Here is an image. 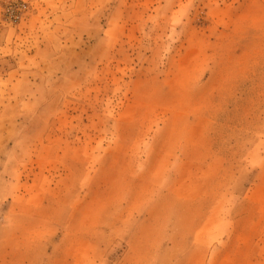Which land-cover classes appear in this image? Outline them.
Returning a JSON list of instances; mask_svg holds the SVG:
<instances>
[{
	"label": "rangeland",
	"instance_id": "rangeland-1",
	"mask_svg": "<svg viewBox=\"0 0 264 264\" xmlns=\"http://www.w3.org/2000/svg\"><path fill=\"white\" fill-rule=\"evenodd\" d=\"M13 1L0 264H264V0Z\"/></svg>",
	"mask_w": 264,
	"mask_h": 264
},
{
	"label": "built area",
	"instance_id": "built-area-1",
	"mask_svg": "<svg viewBox=\"0 0 264 264\" xmlns=\"http://www.w3.org/2000/svg\"><path fill=\"white\" fill-rule=\"evenodd\" d=\"M25 11H27L26 4L18 0H14L5 8L6 15L11 21H17L21 19Z\"/></svg>",
	"mask_w": 264,
	"mask_h": 264
},
{
	"label": "crops",
	"instance_id": "crops-1",
	"mask_svg": "<svg viewBox=\"0 0 264 264\" xmlns=\"http://www.w3.org/2000/svg\"><path fill=\"white\" fill-rule=\"evenodd\" d=\"M103 37H104V35H97L98 41L101 40Z\"/></svg>",
	"mask_w": 264,
	"mask_h": 264
}]
</instances>
